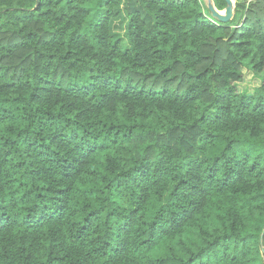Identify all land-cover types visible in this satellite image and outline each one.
I'll return each instance as SVG.
<instances>
[{"label": "trees", "instance_id": "1", "mask_svg": "<svg viewBox=\"0 0 264 264\" xmlns=\"http://www.w3.org/2000/svg\"><path fill=\"white\" fill-rule=\"evenodd\" d=\"M263 229L264 0H0V264H264Z\"/></svg>", "mask_w": 264, "mask_h": 264}, {"label": "rangeland", "instance_id": "2", "mask_svg": "<svg viewBox=\"0 0 264 264\" xmlns=\"http://www.w3.org/2000/svg\"><path fill=\"white\" fill-rule=\"evenodd\" d=\"M233 4L235 6L236 1H250V0H232ZM200 3L202 5V8L205 12V14H208V11L210 12L208 8V0H200ZM220 11H224L220 10ZM210 15L212 16L211 12ZM233 15H234V10H233ZM233 17V16H232ZM124 21L125 15L123 11V4L121 3L117 7V15L115 18L112 19L111 24H110V29L113 32V34L117 37L122 35L123 33V26H124ZM122 43L126 45V41L122 39ZM243 80L242 82L237 84V89L240 94L242 95H251L256 92V88H258L261 84V81L254 77L251 73V71H248L247 69L243 68Z\"/></svg>", "mask_w": 264, "mask_h": 264}, {"label": "water", "instance_id": "3", "mask_svg": "<svg viewBox=\"0 0 264 264\" xmlns=\"http://www.w3.org/2000/svg\"><path fill=\"white\" fill-rule=\"evenodd\" d=\"M225 1H226V7L224 8V11H219L215 8L212 0H208V8L212 16L221 22H228L231 20L233 16V10H234L233 1L232 0H225Z\"/></svg>", "mask_w": 264, "mask_h": 264}, {"label": "clouds", "instance_id": "4", "mask_svg": "<svg viewBox=\"0 0 264 264\" xmlns=\"http://www.w3.org/2000/svg\"><path fill=\"white\" fill-rule=\"evenodd\" d=\"M216 8V7H215ZM217 9V8H216ZM218 10V9H217ZM223 10V9H222ZM220 11V10H219ZM213 17V16H212ZM232 19V18H231Z\"/></svg>", "mask_w": 264, "mask_h": 264}]
</instances>
